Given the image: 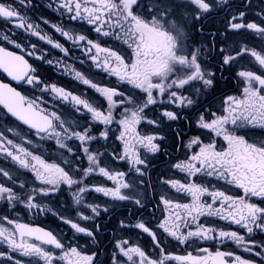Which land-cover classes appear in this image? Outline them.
Returning a JSON list of instances; mask_svg holds the SVG:
<instances>
[{
	"label": "snow or ice",
	"instance_id": "snow-or-ice-1",
	"mask_svg": "<svg viewBox=\"0 0 264 264\" xmlns=\"http://www.w3.org/2000/svg\"><path fill=\"white\" fill-rule=\"evenodd\" d=\"M0 20V264H264V0H0Z\"/></svg>",
	"mask_w": 264,
	"mask_h": 264
},
{
	"label": "flooded vegetation",
	"instance_id": "flooded-vegetation-1",
	"mask_svg": "<svg viewBox=\"0 0 264 264\" xmlns=\"http://www.w3.org/2000/svg\"><path fill=\"white\" fill-rule=\"evenodd\" d=\"M37 3L40 5H46L48 3V0H37ZM43 15L47 16L49 19H51L53 22H58L59 17L56 13L52 12L51 10L48 9H41ZM11 28L10 24H5L2 20H0V35H3L5 33H8L10 35L9 29ZM0 46H5L3 44L2 41H0ZM7 47L9 48V50H14L17 51L16 49H12L11 45H7ZM31 62V58H28ZM69 63H72V61H69ZM55 75V74H54ZM0 79L4 80V82H9L8 78L0 73ZM62 82H67L68 81V77H60L59 78ZM96 79H100V77H96ZM14 84V82H12ZM67 86L72 87V84H68ZM63 201V198H61V202ZM3 205L0 204V208H2ZM15 216H18L19 219L21 220V222H25V223H30L33 226H37V227H43L46 230H53L56 233H64L67 235H70L68 226L66 225H62L59 223V221H57L54 217H51V215L49 214L48 216H39V217H34V216H30L27 214L26 211H19L18 213L13 214ZM107 219V218H106ZM223 223V222H220ZM257 242H259V237L257 238ZM148 242L145 241V244H147ZM168 249L169 251L174 252L175 254H186V251L184 250L183 246L180 247H176L175 246V242H173V244L168 245ZM149 250H150V245H149ZM212 250H215V246H213ZM220 250L222 251H234L236 255H241L243 258H248V254L247 253H243L241 249L237 248L235 244H232L231 242L228 243L227 246H221ZM187 251H194L193 248H188Z\"/></svg>",
	"mask_w": 264,
	"mask_h": 264
}]
</instances>
